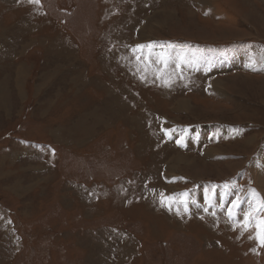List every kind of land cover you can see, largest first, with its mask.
<instances>
[{"label": "rangeland", "instance_id": "374dc122", "mask_svg": "<svg viewBox=\"0 0 264 264\" xmlns=\"http://www.w3.org/2000/svg\"><path fill=\"white\" fill-rule=\"evenodd\" d=\"M0 86V264H264V0H0Z\"/></svg>", "mask_w": 264, "mask_h": 264}, {"label": "bare ground", "instance_id": "6f19581e", "mask_svg": "<svg viewBox=\"0 0 264 264\" xmlns=\"http://www.w3.org/2000/svg\"><path fill=\"white\" fill-rule=\"evenodd\" d=\"M171 21H172V20H171ZM148 28H150V27H148ZM148 28H147V29H148ZM20 68H21V67H20ZM217 82H219V81H217ZM214 84H215V83H214ZM214 84H213V85H214ZM215 85H216V84H215ZM215 85L213 86V91H215V89L217 88ZM218 85H220V84H218ZM0 87H1V86H0ZM18 89H19V92H20V87H19ZM211 89H212V88H211ZM219 93H220V92H219ZM179 105H180V106H179L180 109H186V107H188V106H187L188 104H186V103H182V104H179ZM189 107H190V106H189ZM177 109H178V108H177ZM187 109H188V108H187ZM189 110H190V109H189ZM183 111H184V110H183ZM191 112H192V111H191ZM186 167H187V166H186Z\"/></svg>", "mask_w": 264, "mask_h": 264}, {"label": "snow or ice", "instance_id": "6c2138e0", "mask_svg": "<svg viewBox=\"0 0 264 264\" xmlns=\"http://www.w3.org/2000/svg\"><path fill=\"white\" fill-rule=\"evenodd\" d=\"M29 2H34V3H39V0H29ZM140 47H143V46H140Z\"/></svg>", "mask_w": 264, "mask_h": 264}]
</instances>
